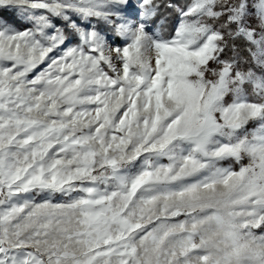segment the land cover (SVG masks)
Masks as SVG:
<instances>
[{
	"label": "snow or ice",
	"instance_id": "6c2138e0",
	"mask_svg": "<svg viewBox=\"0 0 264 264\" xmlns=\"http://www.w3.org/2000/svg\"><path fill=\"white\" fill-rule=\"evenodd\" d=\"M0 264H264V0H0Z\"/></svg>",
	"mask_w": 264,
	"mask_h": 264
},
{
	"label": "trees",
	"instance_id": "16d2710c",
	"mask_svg": "<svg viewBox=\"0 0 264 264\" xmlns=\"http://www.w3.org/2000/svg\"><path fill=\"white\" fill-rule=\"evenodd\" d=\"M180 2H183V0H180ZM6 14V13H5Z\"/></svg>",
	"mask_w": 264,
	"mask_h": 264
},
{
	"label": "rangeland",
	"instance_id": "374dc122",
	"mask_svg": "<svg viewBox=\"0 0 264 264\" xmlns=\"http://www.w3.org/2000/svg\"><path fill=\"white\" fill-rule=\"evenodd\" d=\"M5 15H8L7 13Z\"/></svg>",
	"mask_w": 264,
	"mask_h": 264
}]
</instances>
